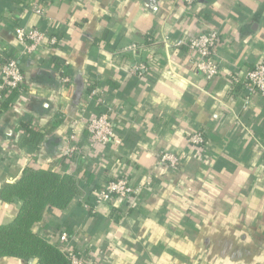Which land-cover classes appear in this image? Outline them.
<instances>
[{
	"label": "crops",
	"instance_id": "obj_1",
	"mask_svg": "<svg viewBox=\"0 0 264 264\" xmlns=\"http://www.w3.org/2000/svg\"><path fill=\"white\" fill-rule=\"evenodd\" d=\"M31 5L0 0V58L24 75L0 112V227L23 206L5 189L42 170L81 192L36 233L60 245L67 231L86 264H264V98L245 87L264 63V0H45L43 17ZM17 27L44 33V45L27 54ZM212 30L220 73L208 81L175 43ZM106 112L115 140L92 148L87 125ZM196 133L201 149L188 141ZM165 152L183 156L180 169L160 164ZM119 178L141 196L93 208L90 189Z\"/></svg>",
	"mask_w": 264,
	"mask_h": 264
},
{
	"label": "built area",
	"instance_id": "obj_2",
	"mask_svg": "<svg viewBox=\"0 0 264 264\" xmlns=\"http://www.w3.org/2000/svg\"><path fill=\"white\" fill-rule=\"evenodd\" d=\"M197 0H184L187 7H193ZM45 0H32L31 11L39 16L45 15L43 5ZM15 36L24 48V51L32 55L36 53L45 43L46 35L39 30H27L23 27L15 28ZM220 36L218 31L212 30L201 34L200 36L188 41L180 40L175 43L176 48L186 47L193 55V64L208 80H214L220 73V66L216 60V47ZM56 37L50 38V45H56ZM146 68L140 64L133 68V73H141ZM246 89L251 93L264 98V63H260L255 68L249 70L246 74ZM69 82L68 78L64 79ZM24 86V75L20 64L15 59L0 58V112L2 106L13 93L21 90ZM97 90L94 91V94ZM111 113H102L92 117L87 125V141L90 147H106L115 140V128ZM191 146L201 149L205 146L206 138L202 133H196L189 138ZM79 149L76 145V136L72 135L68 140L64 151V158L71 163L75 157H78ZM160 164L178 170L181 168L182 155L172 152H165L160 155ZM143 193V187L135 185L127 178L111 180L95 189L92 194L95 197L94 208L107 205L115 198L125 202L135 201ZM91 202V201H90ZM92 203V202H91ZM61 251L68 258L70 264H86L83 255L72 247V237L67 231L60 233Z\"/></svg>",
	"mask_w": 264,
	"mask_h": 264
},
{
	"label": "trees",
	"instance_id": "obj_3",
	"mask_svg": "<svg viewBox=\"0 0 264 264\" xmlns=\"http://www.w3.org/2000/svg\"><path fill=\"white\" fill-rule=\"evenodd\" d=\"M95 189L98 188L88 192L93 208ZM80 192L72 177L42 170L25 171L23 178L2 194L3 200H18L23 206L13 222L0 227V258H16L22 261L19 264H32L35 260L37 264H70L61 251V243L43 239L35 227L48 209H65Z\"/></svg>",
	"mask_w": 264,
	"mask_h": 264
},
{
	"label": "water",
	"instance_id": "obj_4",
	"mask_svg": "<svg viewBox=\"0 0 264 264\" xmlns=\"http://www.w3.org/2000/svg\"><path fill=\"white\" fill-rule=\"evenodd\" d=\"M37 263V261H34V263L33 264H36Z\"/></svg>",
	"mask_w": 264,
	"mask_h": 264
}]
</instances>
